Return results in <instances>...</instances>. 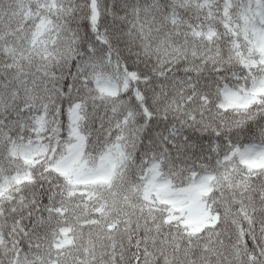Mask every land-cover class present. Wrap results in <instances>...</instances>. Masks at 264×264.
I'll list each match as a JSON object with an SVG mask.
<instances>
[{
	"label": "snow or ice",
	"instance_id": "snow-or-ice-1",
	"mask_svg": "<svg viewBox=\"0 0 264 264\" xmlns=\"http://www.w3.org/2000/svg\"><path fill=\"white\" fill-rule=\"evenodd\" d=\"M0 264H264V0H0Z\"/></svg>",
	"mask_w": 264,
	"mask_h": 264
}]
</instances>
